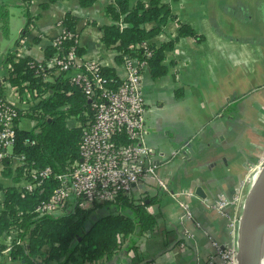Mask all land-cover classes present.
Masks as SVG:
<instances>
[{"label":"crops","instance_id":"crops-1","mask_svg":"<svg viewBox=\"0 0 264 264\" xmlns=\"http://www.w3.org/2000/svg\"><path fill=\"white\" fill-rule=\"evenodd\" d=\"M162 1L198 37L176 38L178 25L169 19L162 32L149 40L155 45L172 41V47L164 51L165 73L153 79L147 64L141 77L146 106L144 142L159 153L157 176L164 186L142 180L130 190L133 198L158 196L159 204L147 208L157 214L156 224L152 231L134 233L111 264H196L214 253L211 240L231 244L227 215L218 213L211 203L218 193L230 197L239 189L245 191L264 155V0ZM111 2L95 0L81 6L79 0H30L28 4L0 0L9 13V29L18 30V42L14 41L0 61L7 53L43 60L45 47L63 34L62 17L70 13L77 17L76 41L83 51L79 58L111 67L118 78L124 77L125 66L115 57L118 51L101 40L103 25L113 23L104 12ZM25 9L33 17L32 26L20 38ZM6 72V65L0 63L4 97L18 108L26 107L5 79ZM6 87L12 96L5 93ZM3 168L2 164L0 209L1 187L19 186L22 181L14 182L3 174ZM197 187L204 197L196 193ZM118 209L132 215L130 209ZM116 210L104 205L99 211ZM187 210L191 217L186 216ZM234 210L227 207L228 216ZM15 234L2 233L0 244L6 248ZM162 249L165 252L158 255ZM9 251L0 253V264H24L11 259ZM150 257L153 259L142 261Z\"/></svg>","mask_w":264,"mask_h":264},{"label":"trees","instance_id":"trees-1","mask_svg":"<svg viewBox=\"0 0 264 264\" xmlns=\"http://www.w3.org/2000/svg\"><path fill=\"white\" fill-rule=\"evenodd\" d=\"M29 1L24 0V3ZM94 1L79 0L81 6H89ZM104 12L113 23L103 25L102 42L114 45L118 62L123 61L124 55L145 60L153 79L165 73L164 51L172 47V41L155 45L149 40L162 32L169 19L178 25L176 38L198 37L188 24L171 14L169 5L162 0H112ZM24 14L26 21L20 38L32 26L33 17L26 9ZM8 18L7 8L0 3V29L4 36L9 30ZM76 20L77 17L70 13L62 17L63 37L59 44L64 52L72 49L80 56L83 51L76 41ZM149 23L151 25L147 26ZM142 42L146 45L138 46ZM144 49L150 51L149 56ZM55 51L52 44L45 47L42 69H38L40 62L28 55L19 57L7 53L0 61L7 68L5 79L28 105L17 107L16 141L12 148L13 155L24 156L23 164L12 168L11 159H3V174L16 183L30 179V170L50 166L57 171L73 165L79 157L83 127L93 119L94 109L82 87L70 83L64 72L55 73L56 68L46 64ZM100 70L107 86L115 87L119 83L113 68L101 66ZM2 91L0 85L3 94ZM21 117L33 120L34 125L30 129L19 127ZM68 119L78 124L69 126ZM54 185L53 179L45 178L32 190H22L20 185L1 187L0 235L16 233L9 244L11 259L23 260L24 264H111L114 255L134 233L142 235L155 227L157 214L147 208L159 204L157 195L133 198L121 194L115 202L106 204L115 206L116 211L97 217L95 214L103 207L97 203L87 208L76 204L57 216H39L34 210L35 205L52 192ZM147 198L148 202H145ZM118 207L130 209L132 215L120 213ZM3 248L0 244V250ZM131 248L136 250L134 246Z\"/></svg>","mask_w":264,"mask_h":264},{"label":"built area","instance_id":"built-area-1","mask_svg":"<svg viewBox=\"0 0 264 264\" xmlns=\"http://www.w3.org/2000/svg\"><path fill=\"white\" fill-rule=\"evenodd\" d=\"M60 34L53 38L56 51L47 61L49 67H55V73L64 72V77L72 84L82 87L86 99L93 109V119L83 127L79 157L65 168L54 171L50 166L30 170V179L21 181V189L32 190L42 184L45 178L55 181L52 192L38 201L35 212L39 215L57 216L69 211L73 206L87 208L94 203L106 205L115 202L119 195H129L134 184L142 180H152L164 186L157 176L159 153L144 142L146 131V106L142 93V69L145 60L124 55V77L119 78L115 87L107 86L102 76L100 63L82 60L72 49L63 51L59 40ZM142 42L138 46H145ZM147 56L148 49H144ZM38 69H42V64ZM4 81L0 77V85ZM18 108L8 102L0 93V167L4 158H10L12 168L22 165L24 156L13 155L12 148L16 141V119ZM158 153V154H157ZM264 163V155L258 168ZM252 173V177H253ZM248 178V182L252 180ZM245 191L239 189L232 196L219 193L211 207L220 214L227 215L231 234L237 225L238 206ZM182 207L186 206L182 204ZM235 207L236 212L228 216L226 208ZM187 208V207H186ZM190 217V212L186 211ZM214 253L206 260L196 264H234L233 244H221L211 240ZM10 247L0 250L9 251Z\"/></svg>","mask_w":264,"mask_h":264},{"label":"water","instance_id":"water-1","mask_svg":"<svg viewBox=\"0 0 264 264\" xmlns=\"http://www.w3.org/2000/svg\"><path fill=\"white\" fill-rule=\"evenodd\" d=\"M87 101L89 102V100ZM196 193L204 197L201 194L200 187L196 188ZM181 203L187 207L184 202ZM180 206L182 207V205ZM237 216V225L232 240L234 264H259V247L262 245L264 237V234L260 236L264 228V163L255 172L249 183V187L245 190L244 197L238 206ZM181 239L185 242L188 240L187 236H183ZM174 243L170 244L168 249ZM220 247L223 248L224 244H221ZM163 252H165V249L160 250L158 255ZM120 253L121 251L118 252V254ZM112 259L116 261L117 254ZM130 259V257H127L129 262ZM152 259L153 257H150L142 261L148 262Z\"/></svg>","mask_w":264,"mask_h":264},{"label":"rangeland","instance_id":"rangeland-1","mask_svg":"<svg viewBox=\"0 0 264 264\" xmlns=\"http://www.w3.org/2000/svg\"><path fill=\"white\" fill-rule=\"evenodd\" d=\"M17 31H15V29L14 30H10L9 29L7 36H4V35H2L1 29H0V58L2 57L4 52H6L9 48L13 47L14 41H15L16 37L18 36V32ZM5 93L7 95H9V96H12L10 87H6L5 88ZM21 97L24 99L23 96H21ZM17 102H18V100H17ZM34 123L35 122L33 120H31V119H28V118H25V117H21V119L19 121V126L22 127V128H25V129H30L34 125ZM67 124L69 126H72V125H77L78 123L75 122L72 119H68L67 120ZM103 213L104 212L98 211L95 214V216L103 215ZM122 213L127 214L126 213V209L122 210ZM21 262L24 263L22 260H21Z\"/></svg>","mask_w":264,"mask_h":264},{"label":"bare ground","instance_id":"bare-ground-1","mask_svg":"<svg viewBox=\"0 0 264 264\" xmlns=\"http://www.w3.org/2000/svg\"><path fill=\"white\" fill-rule=\"evenodd\" d=\"M263 234H264V228L260 236H262ZM259 258H260L259 264H264V237H263L262 245L259 247Z\"/></svg>","mask_w":264,"mask_h":264},{"label":"flooded vegetation","instance_id":"flooded-vegetation-1","mask_svg":"<svg viewBox=\"0 0 264 264\" xmlns=\"http://www.w3.org/2000/svg\"><path fill=\"white\" fill-rule=\"evenodd\" d=\"M106 214V213H105Z\"/></svg>","mask_w":264,"mask_h":264}]
</instances>
